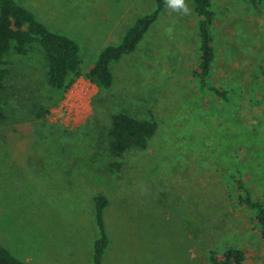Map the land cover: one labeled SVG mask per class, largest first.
<instances>
[{"label":"rangeland","instance_id":"1","mask_svg":"<svg viewBox=\"0 0 264 264\" xmlns=\"http://www.w3.org/2000/svg\"><path fill=\"white\" fill-rule=\"evenodd\" d=\"M213 1L214 81L229 99L200 94L192 0L187 14L166 6L138 47L112 62L108 89L81 77L61 93L47 82L38 41L25 54L10 51L0 100V242L17 257L95 264L94 198L102 194L111 239L103 264H212L211 251L231 247L264 263L256 211L239 204L233 181L239 169L253 195H264V2ZM156 2L21 0L79 42L84 71ZM122 111L159 128L146 147L116 159L107 127Z\"/></svg>","mask_w":264,"mask_h":264},{"label":"trees","instance_id":"2","mask_svg":"<svg viewBox=\"0 0 264 264\" xmlns=\"http://www.w3.org/2000/svg\"><path fill=\"white\" fill-rule=\"evenodd\" d=\"M192 1L199 17L200 55L193 73L200 94L203 96L213 93L229 99L228 90L222 89L214 81L217 58L214 28L218 9L213 0ZM244 1L254 6L264 2V0ZM156 3V8L152 12L139 17L129 27L119 44L107 45L100 53L96 63L84 71L80 54L81 46L76 39L51 30L38 19L32 10L25 7L21 0H0V100L6 87L5 79L10 74L7 55L12 50L25 54L29 45L35 41H38L46 52L48 64L46 77L51 88L66 93L81 77H86L98 87L111 88L115 81L111 67L112 62L121 60L123 56L132 53L138 47L167 6L166 0H157ZM0 117H3L2 112H0ZM158 128L159 123L154 118H139L126 111L114 113L111 115L110 124L107 127L108 150L113 157L120 159L134 148L146 147L149 140L157 133ZM121 165L122 163L119 161L116 162L117 167H121ZM233 181L239 191V204L256 211V219L261 225V239L264 242V195L260 197L253 195L239 169ZM94 200L99 228L94 244V262L103 264L111 243L104 214L109 200L102 194L97 195ZM250 257V252L241 247L228 248L222 254L215 251L210 253L212 264H258L249 262ZM0 264L35 263L17 257L0 242Z\"/></svg>","mask_w":264,"mask_h":264},{"label":"clouds","instance_id":"3","mask_svg":"<svg viewBox=\"0 0 264 264\" xmlns=\"http://www.w3.org/2000/svg\"><path fill=\"white\" fill-rule=\"evenodd\" d=\"M167 6L176 11H181L183 14L190 12V8L185 3V0H166Z\"/></svg>","mask_w":264,"mask_h":264},{"label":"crops","instance_id":"4","mask_svg":"<svg viewBox=\"0 0 264 264\" xmlns=\"http://www.w3.org/2000/svg\"><path fill=\"white\" fill-rule=\"evenodd\" d=\"M111 244V243H110ZM110 247V246H109ZM109 249V248H108ZM104 263V262H103Z\"/></svg>","mask_w":264,"mask_h":264}]
</instances>
